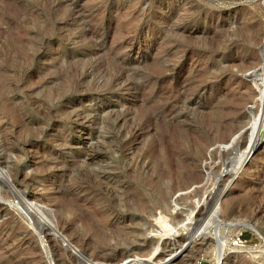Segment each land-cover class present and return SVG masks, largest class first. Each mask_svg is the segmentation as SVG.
I'll list each match as a JSON object with an SVG mask.
<instances>
[{"label":"rangeland","instance_id":"obj_1","mask_svg":"<svg viewBox=\"0 0 264 264\" xmlns=\"http://www.w3.org/2000/svg\"><path fill=\"white\" fill-rule=\"evenodd\" d=\"M0 1V254L15 264H57L53 234L44 227L38 232L31 205L49 212L71 201L92 212L125 207L129 199L137 206L136 178L166 160L164 178L153 176L152 188L142 191L146 209L133 206L156 254L165 252L168 260L176 245L177 264L189 256L188 264H216L217 258L264 264V140L251 157L243 153L239 163L230 162L240 144L264 135V44L257 47L264 0ZM158 60L168 68L160 77L153 69ZM217 110L225 112L220 121L240 112L238 132L231 143L207 145L193 158ZM177 142L191 151L192 157H179L183 169ZM158 190L168 191L166 199ZM14 191L16 198L3 193ZM225 202L239 215L220 217ZM12 218L26 228L22 236L34 234L31 244L42 260L7 238ZM177 242L190 244L191 253L179 251ZM164 244L167 251L160 250ZM123 253L129 264H154L153 257Z\"/></svg>","mask_w":264,"mask_h":264},{"label":"bare ground","instance_id":"obj_2","mask_svg":"<svg viewBox=\"0 0 264 264\" xmlns=\"http://www.w3.org/2000/svg\"><path fill=\"white\" fill-rule=\"evenodd\" d=\"M5 1V0H4ZM1 3L3 1H0ZM8 2V1H7ZM0 3V4H1ZM4 3V2H3ZM8 4V3H5ZM8 6V5H7ZM10 7V6H9ZM8 7V8H9ZM7 8V7H6ZM2 10V9H1ZM8 12V10H7ZM10 12V11H9ZM8 12V14H10ZM1 19V18H0ZM6 20V19H4ZM169 22H171L172 20H168ZM3 24V23H2ZM7 25V24H5ZM241 25V24H240ZM241 27V26H240ZM243 29V28H242ZM241 29V32H242ZM245 29V28H244ZM182 30V29H181ZM252 30V29H251ZM180 31V30H179ZM181 32V31H180ZM182 33H187L188 37H191L190 32L187 31L186 29L183 30ZM235 34V33H234ZM243 34V32H242ZM255 34V33H254ZM5 35V34H4ZM257 35V34H256ZM254 36L252 38H250V44L254 45L256 43L257 40V36ZM9 37V36H8ZM232 37V36H231ZM264 27H263V31L261 33V36L259 38V44L257 47L261 46V44H264ZM234 38V37H233ZM206 39V38H205ZM230 39V38H229ZM10 41V40H9ZM11 43V42H10ZM174 42H172L171 40H167L166 46L168 45L170 48H172ZM14 45V44H12ZM165 46V47H166ZM178 46V45H176ZM175 46V47H176ZM7 47V46H6ZM9 48V47H8ZM7 48V49H8ZM18 48V47H17ZM168 48V47H167ZM169 48V49H170ZM229 48V47H228ZM10 49V48H9ZM166 48H164L165 50ZM14 50V49H13ZM162 50V52L164 51ZM7 51V50H6ZM170 51V50H169ZM250 51V50H248ZM247 51V52H248ZM167 52V51H165ZM183 53V52H182ZM11 54V53H10ZM168 55V54H167ZM249 55H254L253 52L250 51ZM7 57V55H6ZM171 59V58H170ZM156 62V61H155ZM154 62V63H155ZM167 63V62H166ZM169 63V62H168ZM241 64V66H245V62L240 61L239 62ZM248 63V62H247ZM239 64V65H240ZM260 64V61H259ZM234 65V64H233ZM240 66V67H241ZM249 66V65H248ZM246 66V67H248ZM227 67V66H226ZM255 69V67L250 66L249 69L252 68ZM242 68V67H241ZM154 73L157 77H160L163 75V71H166L168 68H166V66L164 65V63L160 60H158L156 62V64H154ZM245 69V67H244ZM214 70V69H213ZM253 70V69H252ZM211 71V69L209 70ZM170 73V72H169ZM203 74V73H202ZM154 75V76H155ZM208 75V74H207ZM211 75V74H209ZM133 76V75H132ZM214 76V74L212 75ZM203 77V76H202ZM163 78V77H162ZM197 78V77H196ZM166 79V78H165ZM161 80V79H160ZM247 86V85H246ZM175 90V89H174ZM185 93V92H184ZM244 95V96H243ZM242 96L247 99L249 96L252 95V91L248 90L245 91V93ZM254 97V95H253ZM174 100V99H173ZM171 101V99H170ZM242 101V100H241ZM169 102V101H168ZM171 108V107H170ZM164 109V108H163ZM162 109V110H163ZM172 109V108H171ZM215 110V109H214ZM237 110V109H236ZM151 111V110H150ZM148 111V112H150ZM165 111V110H164ZM213 111V110H212ZM231 111V110H230ZM168 112V111H167ZM170 112V111H169ZM168 112V113H169ZM224 111L222 110H217L216 112H213V116H215V118H211L208 122V126H210L209 130L210 131L209 135L207 133H205V136L203 138V140H197L195 143V148L196 153L194 152L195 157L193 158H198L201 155V152L207 147V145H213V144H227L228 142H230V139L233 137V135L238 132V127L239 125V119H242V116H240V112H234L232 114V117L226 118L224 121H220L217 119V117L219 116H223L224 115ZM227 113V111H226ZM175 114V113H174ZM263 118H260V120L264 121V116H262ZM168 120V119H167ZM261 122L264 123V122ZM264 125V124H262ZM264 129V126H263ZM261 130V129H260ZM259 137H261L262 140H260L257 143H252L249 145H245V144H240L239 146V151L242 150V152H240L239 155H235L234 157H232L230 159V162L236 163L238 161L241 160V158L243 157V153H247L250 157L253 155L254 151L257 150V146H259V144L264 140V135L262 134V131L259 132ZM264 133V132H263ZM200 136V135H198ZM63 137V136H62ZM253 137V136H252ZM176 138V137H175ZM201 138V137H200ZM245 139V138H244ZM258 139V138H257ZM196 140V139H195ZM243 140V139H242ZM182 141V140H180ZM234 142V141H233ZM240 142V141H239ZM231 143V142H230ZM176 147H174L173 149H175V152H177L178 154V158L180 157V155H185V152H188L186 150H183L185 148H181L182 144L180 143H175ZM177 144H180L177 147ZM7 145V144H6ZM231 145V144H230ZM239 145V144H238ZM184 146V145H183ZM123 147V146H122ZM229 147V146H228ZM10 148V147H9ZM236 148V146H235ZM234 148V149H235ZM192 149V148H191ZM194 149V148H193ZM10 150V149H8ZM7 150V151H8ZM188 150V149H187ZM246 150V151H245ZM161 151V150H160ZM201 151V152H200ZM207 151V150H206ZM191 152V151H189ZM188 152V153H189ZM193 152V151H192ZM190 154V153H189ZM193 155V154H192ZM188 156V155H187ZM191 156V154H190ZM204 156V155H203ZM231 156V154L228 153L227 157ZM169 157V156H168ZM192 157V156H191ZM226 157V156H225ZM245 157V156H244ZM164 158V157H163ZM193 158L191 160H193ZM157 159V157H156ZM185 159V158H184ZM264 159V158H262ZM174 160V159H173ZM201 160V159H200ZM175 162V161H174ZM183 162V161H182ZM195 162V161H194ZM179 163V164H178ZM178 165H180V169H183V164L180 161H178ZM188 163V162H187ZM239 163V162H238ZM243 163V162H242ZM167 164H169V162H167L166 160H164L163 162H160L159 164H157V168L155 170V172H153L152 174H150L149 169L147 173H145L144 175L146 176H138L136 178L137 180V184L139 186V189L137 188L136 192H134L133 194V199H135V201H137V206L136 203L132 204L129 202V199H127V201H125V207L121 206L119 203V206H101V207H95V209H93V211L91 212H86L82 206L75 204V203H71L67 202L64 206L60 207L57 211H50L49 212L45 211L41 206H30L31 209V214H33L35 216V219L38 221V227L39 230L38 232L41 233L42 231H40L41 228H45L46 232L50 231L51 234H53V237L50 239V246L54 251L55 254V258L57 259V264H129L131 257L129 258H125V257H121L119 256L120 254H122L123 252H127V254H134V256L136 255V258H152L153 257V262L154 264H177L176 261L174 260V257L176 256L174 254V252H177L176 250H174L176 247H174V249L169 250L166 253H170L173 256H169V259L166 260L164 253L165 252H160L158 254H156V252L152 249V245H154V240L150 238V240H147V236L149 234V232H146V235L143 234L142 231V226H140L136 216V209L139 207V209H143L142 211H144L146 209V204L144 203L145 201L143 200V192L144 190H147V188H152L150 187L154 182H153V176L160 178H164V176L166 175L165 172H163L162 169H164L163 166H166ZM45 165H49V162H46ZM236 165V164H235ZM242 166V165H241ZM9 167V166H8ZM149 167V166H148ZM155 167V166H154ZM167 167V166H166ZM190 167V166H189ZM188 168V166H187ZM236 168V167H235ZM264 168V167H263ZM52 169V168H51ZM168 169V168H167ZM179 169V167H178ZM238 169V168H237ZM240 169V168H239ZM48 170V169H47ZM50 170V168H49ZM152 170V169H151ZM166 170V169H165ZM154 171V170H153ZM168 173V172H166ZM178 177H182L183 176V172L182 170H180L179 172L177 171ZM159 174V175H158ZM16 176V175H15ZM14 176V177H15ZM173 176V175H172ZM168 179V178H167ZM21 180V179H20ZM185 180V179H184ZM23 181V180H22ZM160 181V180H159ZM180 181V180H179ZM182 181V180H181ZM187 181V180H186ZM186 181L184 182L185 184ZM164 183V182H163ZM177 183V180H176ZM157 184V182H156ZM189 184V182H188ZM180 185V184H179ZM182 185V184H181ZM177 186V185H176ZM175 186V187H176ZM187 186V185H186ZM166 187V186H165ZM185 187V186H184ZM154 188V187H153ZM164 189V187H162ZM158 189V188H157ZM168 190V188H166ZM173 189V188H172ZM175 189V188H174ZM261 189V187H260ZM14 190V189H13ZM120 190V189H118ZM117 190V191H118ZM166 190V191H167ZM18 191V189H17ZM157 191V190H156ZM159 191V190H158ZM166 191H159L157 192L158 197L163 200L166 199L164 198L166 196ZM19 192V191H18ZM168 192V191H167ZM260 192V191H259ZM6 196H8L9 198L11 197L10 194H12V197L14 196L15 198L19 196V193H16V191H14V193H9V192H3ZM115 193V192H114ZM264 194V192H261ZM65 194V193H64ZM3 195V194H2ZM173 195V194H172ZM127 196V195H126ZM124 196V198L126 197ZM260 196V195H259ZM121 197V195H120ZM264 197V196H263ZM64 198V197H63ZM75 198V197H74ZM186 198V197H185ZM183 198V200L185 199ZM94 199V198H93ZM98 199V198H97ZM108 199V198H107ZM262 199V198H260ZM63 200V199H62ZM73 200V199H72ZM90 200V199H89ZM132 200V198H131ZM180 200V199H179ZM212 200V199H211ZM221 200V199H220ZM78 201V200H77ZM167 201V200H166ZM198 201V200H197ZM106 202V201H105ZM133 202V201H132ZM63 203V202H62ZM82 203V202H81ZM91 203V201H90ZM93 203V202H92ZM103 203V202H102ZM122 203V202H121ZM211 203V202H210ZM208 203V204H210ZM207 204V203H206ZM54 205V204H53ZM89 205V204H88ZM114 205V204H113ZM117 205V204H116ZM123 205V204H122ZM219 205V204H218ZM85 206V205H84ZM133 206L136 207L133 208ZM169 206V205H168ZM44 207V206H43ZM81 207V208H80ZM88 208V207H87ZM149 208V207H147ZM219 215L220 217L223 216V218H230L233 215H235L236 209L234 208V205L227 204L225 203H221L219 206ZM48 209V208H47ZM46 209V210H47ZM133 209H135V211H133ZM243 209V208H242ZM245 209V208H244ZM248 208H246L245 210H247ZM249 210V209H248ZM254 210V209H253ZM148 211V210H147ZM150 211V210H149ZM155 211V210H154ZM158 211V210H157ZM206 211V210H204ZM251 211V210H250ZM201 212V211H200ZM243 212V211H242ZM256 212V211H255ZM127 213V214H126ZM153 213V212H152ZM173 213V212H172ZM176 213V212H175ZM239 213V212H238ZM237 213V214H238ZM246 213V212H245ZM248 213V212H247ZM250 213V212H249ZM248 213V214H249ZM126 214V215H125ZM206 214V213H203ZM209 214V213H207ZM206 214V215H207ZM242 214V213H241ZM139 215V214H138ZM160 215V214H159ZM218 215V214H217ZM239 215V214H238ZM257 215V214H255ZM150 216V215H149ZM188 216V215H187ZM202 216V215H201ZM214 216V215H213ZM249 216V215H248ZM184 217V216H183ZM205 217V216H204ZM218 217V216H217ZM197 218V217H196ZM207 218V216H206ZM209 218V217H208ZM207 218V219H208ZM202 219V218H201ZM219 220V219H218ZM228 220V219H227ZM226 220V221H227ZM82 223V230H77L75 229L77 225L76 223ZM217 222V221H216ZM224 222V220H223ZM17 221L12 219H8L7 220V225L9 226L10 232L6 233L7 234V238L10 240L15 241V244H18L16 246H26L28 251L30 252V254L34 255V257H36L35 259H37V261L42 260L43 256L42 253L38 250V247H35L34 245L31 244V239L33 238L34 234H26V236H22L23 234H20L19 231H21L20 229H22L23 231L26 232V228L23 226H18L17 225ZM78 226V225H77ZM247 227V226H246ZM79 228V227H78ZM189 228V227H188ZM252 229V231L257 235L258 234V229L256 227H249ZM206 230H208L206 228ZM22 231V232H23ZM188 231V230H187ZM45 232V233H46ZM190 232V231H189ZM199 232V231H198ZM44 233V234H45ZM57 234V236H55L54 234ZM197 233V232H196ZM217 233V232H216ZM215 234V233H214ZM3 235V234H2ZM197 235V234H195ZM66 239V241L68 242L67 245H64L62 243V241H60L59 239L62 237ZM1 237V236H0ZM198 238V235L195 236V239ZM46 239V238H45ZM63 239V240H65ZM149 239V238H148ZM162 239V238H161ZM114 241L115 242V246H111L110 242ZM159 241V240H158ZM184 242V241H181ZM11 243V242H10ZM14 243V242H13ZM161 243V242H160ZM160 243H158L160 245ZM178 243V242H177ZM9 244V243H8ZM47 245V244H46ZM190 244L188 243H178V249L179 251H182L183 254H190L192 251L191 248H189ZM221 245L223 246V242H221ZM69 246V250L68 247ZM48 247V246H47ZM159 247V246H158ZM49 249V248H48ZM167 247L164 244V246L160 249L161 251H167L166 250ZM17 250V249H16ZM79 250V251H78ZM198 252L200 249H197ZM14 251V250H13ZM10 252V251H9ZM202 252V251H201ZM4 254L6 253H2L0 254V264H15L12 259H9L8 257H5ZM179 254V253H178ZM182 254V253H180ZM217 254V253H216ZM74 255V256H73ZM81 255H84V259L81 258ZM118 255L117 259L112 262L111 261V257ZM124 255V253H123ZM155 255V256H154ZM42 256V257H41ZM167 256V255H166ZM179 256V255H178ZM188 256V255H187ZM177 257V256H176ZM195 257V256H194ZM147 258V259H148ZM188 260H186V262L181 263V264H188L193 262L194 260L192 259L191 256H189L187 258ZM142 260V259H141ZM145 260V259H144ZM54 262V261H53ZM150 262V261H149ZM183 262V261H182ZM54 264V263H53ZM141 264V263H140ZM216 264H220V260H216ZM245 264V262H244ZM246 264H250V263H246Z\"/></svg>","mask_w":264,"mask_h":264},{"label":"built area","instance_id":"obj_3","mask_svg":"<svg viewBox=\"0 0 264 264\" xmlns=\"http://www.w3.org/2000/svg\"><path fill=\"white\" fill-rule=\"evenodd\" d=\"M240 241H241L240 238H237V239L235 240V245H237L238 242H240Z\"/></svg>","mask_w":264,"mask_h":264}]
</instances>
